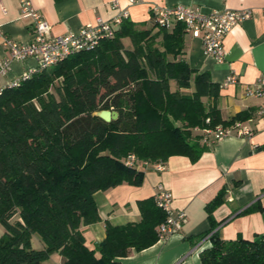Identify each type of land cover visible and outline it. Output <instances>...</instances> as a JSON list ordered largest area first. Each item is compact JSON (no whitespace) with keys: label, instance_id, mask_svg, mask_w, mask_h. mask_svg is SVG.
Returning a JSON list of instances; mask_svg holds the SVG:
<instances>
[{"label":"trees","instance_id":"obj_1","mask_svg":"<svg viewBox=\"0 0 264 264\" xmlns=\"http://www.w3.org/2000/svg\"><path fill=\"white\" fill-rule=\"evenodd\" d=\"M151 23L140 28L127 19L114 38L3 92L0 264H42L54 253L62 264H121L131 251L152 247L165 221L153 197L137 203L138 222H106L105 238L86 246L82 228L100 221L93 195L142 184L143 171L124 164L129 155L150 164L175 156L194 163L207 150L196 130L250 118L244 111L221 120L216 107L202 101L215 100L219 87L183 59V25ZM102 110L118 118L104 122L94 115ZM224 195L206 206L210 220ZM35 236L41 248L33 247ZM210 241L199 254L201 264H264V236L224 241L213 233Z\"/></svg>","mask_w":264,"mask_h":264},{"label":"crops","instance_id":"obj_2","mask_svg":"<svg viewBox=\"0 0 264 264\" xmlns=\"http://www.w3.org/2000/svg\"><path fill=\"white\" fill-rule=\"evenodd\" d=\"M114 0H29L50 25V34L60 36L77 32L98 18L110 21L116 16ZM128 12V19L140 26H151L150 7L176 5L197 6L212 10H248V19L236 25L224 38V59L219 62L203 52L201 41L188 34L184 37L183 59L199 74L207 73L210 82L219 87L215 100L202 98L207 106H215L223 121L241 112L250 118L243 125L251 136H232L208 147L191 163L188 158L170 157L163 172L143 170L138 187L121 184L93 195L100 221L82 228L85 244L93 248L105 238V223L121 226L140 220L137 203L154 196L157 185L172 195L174 212L183 211L186 221L180 230L159 240L141 252L131 251L119 259L121 264H201L199 254L211 247L210 235L221 240L241 237L253 240L264 236V99L247 98L244 90L264 73V0H118ZM29 20L20 17L18 0H0V60L6 57L3 38L19 44L31 40ZM35 62L14 61L0 84L15 80ZM230 76L236 81L224 86ZM189 93V90L183 91ZM263 111V114H260ZM222 190L223 204L208 217L206 206ZM257 208L252 212L248 211ZM212 221L214 226L212 225ZM38 241L36 248H41ZM42 264H62L58 253Z\"/></svg>","mask_w":264,"mask_h":264},{"label":"built area","instance_id":"obj_3","mask_svg":"<svg viewBox=\"0 0 264 264\" xmlns=\"http://www.w3.org/2000/svg\"><path fill=\"white\" fill-rule=\"evenodd\" d=\"M18 1L20 17L30 22L31 40L27 44H19L3 38L6 57L0 60V78L7 76L14 61L24 62L31 59L35 65L27 68L19 78L0 84V98L5 90L19 87L32 75L56 65L69 56L94 49L103 40L114 38L122 22L128 19L127 10L120 7L118 0H114L111 7L117 11V14L110 21L98 18L94 23L82 26L75 33L52 36L50 25L29 0ZM136 2L137 0H130V3ZM149 9L154 24L165 29H171L177 23L182 24L189 36L201 41L204 54L219 62L225 57L223 40L226 35L251 15L248 10L223 9L204 12L200 7L184 5L172 7L152 5ZM235 81V77L230 76L223 85L227 86ZM244 94L247 98L264 99V73L245 87ZM260 114H263V111H260ZM208 122L207 119L206 123ZM196 132L202 135L201 143L208 147L225 138L249 137L252 134L250 128L239 122L230 126L216 125L213 129L196 130ZM124 164L126 167L142 171L150 168L156 172H163L165 169L162 163L150 164L147 161H139L134 155H129L124 160ZM153 200L155 206L165 214V221L157 227L159 240H164L180 230L186 221V215L183 211H173L172 195L160 184L156 186Z\"/></svg>","mask_w":264,"mask_h":264},{"label":"water","instance_id":"obj_4","mask_svg":"<svg viewBox=\"0 0 264 264\" xmlns=\"http://www.w3.org/2000/svg\"><path fill=\"white\" fill-rule=\"evenodd\" d=\"M94 115L107 123L111 121H115L118 118V114L115 111H111V110H102L94 113Z\"/></svg>","mask_w":264,"mask_h":264},{"label":"rangeland","instance_id":"obj_5","mask_svg":"<svg viewBox=\"0 0 264 264\" xmlns=\"http://www.w3.org/2000/svg\"><path fill=\"white\" fill-rule=\"evenodd\" d=\"M126 46H128V43H126ZM129 47V46H128ZM170 89L171 90H174V89H176V85H175V82L174 81H170ZM53 90H51V92H52ZM3 232V229L0 227V233H2ZM38 237H33V239H32V243H33V247L34 248H36L37 247V242H38V239H37Z\"/></svg>","mask_w":264,"mask_h":264}]
</instances>
